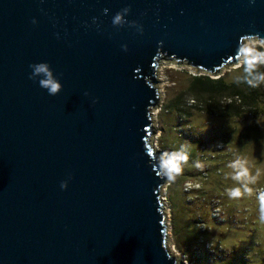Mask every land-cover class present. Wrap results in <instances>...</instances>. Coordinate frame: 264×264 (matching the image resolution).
Here are the masks:
<instances>
[{
    "label": "water",
    "instance_id": "obj_1",
    "mask_svg": "<svg viewBox=\"0 0 264 264\" xmlns=\"http://www.w3.org/2000/svg\"><path fill=\"white\" fill-rule=\"evenodd\" d=\"M262 38L264 0H0V264H186L154 145L158 68L217 79ZM41 62L54 96L29 79Z\"/></svg>",
    "mask_w": 264,
    "mask_h": 264
},
{
    "label": "rangeland",
    "instance_id": "obj_2",
    "mask_svg": "<svg viewBox=\"0 0 264 264\" xmlns=\"http://www.w3.org/2000/svg\"><path fill=\"white\" fill-rule=\"evenodd\" d=\"M254 45L257 52L264 51L258 40L244 43ZM243 61L242 56L240 66ZM258 65L264 64L254 67ZM236 68L223 72L226 84L243 75ZM158 71V79L165 81L160 108L153 111L159 130L154 145L188 157L165 188L171 249L186 264H264L259 199L264 192V82L257 83L262 101L256 109L238 115L189 90L191 76L202 73L173 64ZM216 96L224 103L233 94L217 91ZM237 161L247 170L239 180L233 179L241 170ZM234 189L239 197L230 195ZM184 234L197 238L186 246Z\"/></svg>",
    "mask_w": 264,
    "mask_h": 264
},
{
    "label": "clouds",
    "instance_id": "obj_3",
    "mask_svg": "<svg viewBox=\"0 0 264 264\" xmlns=\"http://www.w3.org/2000/svg\"><path fill=\"white\" fill-rule=\"evenodd\" d=\"M250 2H254V0H250ZM129 8L125 7L121 11L117 12L112 18V24L114 26L120 25L122 26L125 23L124 17L128 14ZM105 13L107 9L104 10ZM93 22H95V18H93ZM33 24L36 23L35 19L32 21ZM134 23V22H133ZM142 31V29H140ZM262 43H264V38H262ZM123 50L127 51V46H121ZM238 52L241 56L244 57L243 68L245 72L244 79L249 84H252V80H247L246 77L252 75L255 72V65L264 64V51L257 52L255 50V45L252 47H247L241 45L238 49ZM32 69V72L29 76V79L37 81L36 77H41L38 79L39 87L42 89H46L48 95L54 96L58 94L62 89V84L60 82V76L54 75V72L50 65L47 62H41L38 64L29 65ZM253 79L264 82V73L257 74L253 76ZM252 86H256L253 84ZM84 95H88L87 92ZM95 102V101H93ZM187 155L179 154V153H164L161 155L159 159V168L162 174L166 175L168 179H174V175L179 174L181 169V162H187ZM237 164L240 165L241 170L236 173L233 179L239 180L242 177L247 176V170L243 168V162L237 161ZM60 188H67V181H62L60 184ZM247 190V189H246ZM230 195L232 197H239L240 191L239 189H234L231 191ZM260 220L264 221V192L260 194Z\"/></svg>",
    "mask_w": 264,
    "mask_h": 264
},
{
    "label": "trees",
    "instance_id": "obj_4",
    "mask_svg": "<svg viewBox=\"0 0 264 264\" xmlns=\"http://www.w3.org/2000/svg\"><path fill=\"white\" fill-rule=\"evenodd\" d=\"M236 69H241L243 75L237 81L230 84L225 83V75H222L217 79H210L205 75L191 76L189 90L199 97L207 98L209 105H212L216 102L219 109H223L225 111L230 110L234 113H238V115H240V113L246 112V110L256 109L258 100H260L261 97L257 92L258 80L253 79V76L264 73V65L256 66L255 72L252 75L246 77L247 80H252V84H249L244 79L245 72L242 65ZM253 84H255L256 86H252ZM217 91H227L233 94V96H231L228 101L219 103V99L216 96ZM177 234L179 235L180 232L178 231L176 233H173L174 236H176ZM190 238L192 240H196L197 237L184 234L182 243L186 246L190 245L188 244Z\"/></svg>",
    "mask_w": 264,
    "mask_h": 264
},
{
    "label": "built area",
    "instance_id": "obj_5",
    "mask_svg": "<svg viewBox=\"0 0 264 264\" xmlns=\"http://www.w3.org/2000/svg\"><path fill=\"white\" fill-rule=\"evenodd\" d=\"M166 188V187H165ZM164 200H165V202H167L166 201V193H165V190H164ZM166 205H167V203H166ZM168 210V209H167Z\"/></svg>",
    "mask_w": 264,
    "mask_h": 264
},
{
    "label": "bare ground",
    "instance_id": "obj_6",
    "mask_svg": "<svg viewBox=\"0 0 264 264\" xmlns=\"http://www.w3.org/2000/svg\"><path fill=\"white\" fill-rule=\"evenodd\" d=\"M167 215H169V213Z\"/></svg>",
    "mask_w": 264,
    "mask_h": 264
}]
</instances>
